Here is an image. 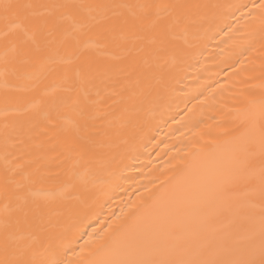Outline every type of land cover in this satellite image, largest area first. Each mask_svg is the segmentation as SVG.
<instances>
[{"label":"bare ground","instance_id":"6f19581e","mask_svg":"<svg viewBox=\"0 0 264 264\" xmlns=\"http://www.w3.org/2000/svg\"><path fill=\"white\" fill-rule=\"evenodd\" d=\"M0 264H264V0H0Z\"/></svg>","mask_w":264,"mask_h":264}]
</instances>
